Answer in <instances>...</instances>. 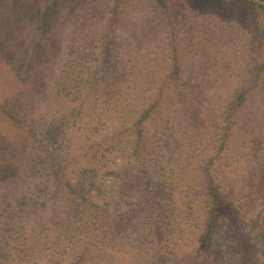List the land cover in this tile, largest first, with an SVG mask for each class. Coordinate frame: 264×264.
<instances>
[{"label": "trees", "instance_id": "obj_1", "mask_svg": "<svg viewBox=\"0 0 264 264\" xmlns=\"http://www.w3.org/2000/svg\"><path fill=\"white\" fill-rule=\"evenodd\" d=\"M52 9L34 2L46 58ZM79 13L74 32L91 38L66 54L79 62L48 88L46 58L34 82L16 70L34 109H1L22 142L0 136V176L34 198L0 208V264H264V109L247 111L264 94V0H87Z\"/></svg>", "mask_w": 264, "mask_h": 264}, {"label": "rangeland", "instance_id": "obj_2", "mask_svg": "<svg viewBox=\"0 0 264 264\" xmlns=\"http://www.w3.org/2000/svg\"><path fill=\"white\" fill-rule=\"evenodd\" d=\"M45 1H48V4L53 7L48 19L50 18L52 20L55 16L59 18L56 23H52L49 20L47 24L48 30L45 37L48 40L46 47L50 48L49 52L51 55L49 58H46L45 52L40 50V44L35 39L37 27V22L34 20L35 0H0V136L4 137L11 145L20 144L22 138L18 136L19 131L13 122L1 110L2 107L3 109L8 108V110L17 113L25 109H34V83L32 86H27L20 77H25L27 80L34 82V75L44 71L35 68L37 67L36 64L46 58L45 62L52 63L47 65V71H44L45 74L41 77L45 88H48V85L50 87L51 83L60 77L63 62H79L78 58L72 59L73 56L67 58L66 55L67 51H69L70 42L73 40L72 38H76L77 36V46L85 44L83 45L85 47L86 43L83 40L91 38V35L85 34L89 28H82L81 24L78 29L80 33L76 35L74 32V26L78 24L77 20L82 18V14L79 13L82 4L87 0H77V2H74V0H65L59 6H56V0ZM127 32L132 33L131 31ZM242 33L244 32L242 31ZM123 34L125 33L123 32ZM262 39L264 40L263 36ZM53 42H56V44L53 45ZM95 45H97L96 47L100 46L98 43H95ZM222 48L227 58L232 57L231 59L233 60L231 62H250L248 56L240 57L237 61L235 57L238 55H235V51H232L234 50L233 48L227 46ZM190 49L192 50V48ZM90 50L93 51V49ZM254 62L261 61H251L252 67H254ZM233 68L235 69L236 67L234 66ZM16 70L19 71L20 77L17 75ZM45 88H43V92H45ZM40 94L38 92V95ZM262 94L256 96L254 99L252 98L253 100L251 99V103L247 109L256 119L259 118L261 109H264V94L263 96ZM25 166L26 161L23 160L19 162L18 168L21 172H24ZM3 180L1 175L0 208L3 207V204H7L8 206L11 204L14 205L17 201L22 202L17 207L24 208L25 204L28 203V199L34 198V186H28L24 180H19L14 184L6 183ZM3 195H7L8 198H3ZM29 217V219L34 218L30 215ZM15 253H12L11 260L17 258L18 252ZM34 253H40V251L34 250L33 253L29 254L34 256ZM126 256L129 255L126 254ZM25 263V260L20 262V264ZM27 264L34 263L29 261ZM103 264H107V262Z\"/></svg>", "mask_w": 264, "mask_h": 264}]
</instances>
